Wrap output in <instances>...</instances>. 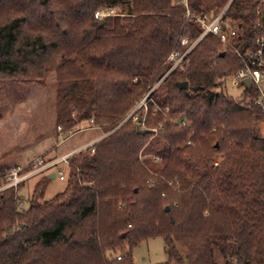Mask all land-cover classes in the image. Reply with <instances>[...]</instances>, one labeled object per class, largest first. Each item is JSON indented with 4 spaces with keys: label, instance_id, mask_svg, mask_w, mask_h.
<instances>
[{
    "label": "trees",
    "instance_id": "trees-1",
    "mask_svg": "<svg viewBox=\"0 0 264 264\" xmlns=\"http://www.w3.org/2000/svg\"><path fill=\"white\" fill-rule=\"evenodd\" d=\"M229 1L190 0L196 14ZM100 9L121 13L97 20ZM225 19L242 54L264 39V0H234ZM200 33L174 0H0V76L43 87L55 73L62 133L93 121L109 134L70 158L51 200L39 202L50 176L22 203L25 185L3 194L0 264H134L155 238L165 264H216V250L225 264H264V111L253 89L247 104L217 91L240 57L208 35L163 79L180 39Z\"/></svg>",
    "mask_w": 264,
    "mask_h": 264
},
{
    "label": "rangeland",
    "instance_id": "rangeland-1",
    "mask_svg": "<svg viewBox=\"0 0 264 264\" xmlns=\"http://www.w3.org/2000/svg\"><path fill=\"white\" fill-rule=\"evenodd\" d=\"M120 13L121 11L116 9V15ZM227 77L217 81L219 84L217 91L223 92L236 102L249 103L250 100L244 94V90L231 87L226 80ZM158 84L159 82L154 88ZM262 85L264 87V83ZM150 92L143 95L129 115L135 114L144 103L147 104L149 100L145 102L144 100ZM86 127L87 124L82 123L73 130L76 131L73 135L58 132L55 73L47 77L43 87L27 85L19 80L0 76V169L24 165V161H30L48 153L63 154L93 141L96 137L107 135L100 129L86 130ZM80 128L84 130L78 132ZM258 129L263 134L264 123H261ZM222 160L223 158L218 157L215 161L220 163ZM65 176V181L57 178L49 183L43 199L39 200L40 203L51 200L66 189L68 178L67 174ZM39 181V177L30 180L21 191V195L27 200L33 197ZM28 205L26 202L25 208H28ZM119 251L111 253L110 259L117 258L118 260V257H121ZM132 257L134 264H165L168 262L166 245L162 238L141 243L132 250ZM215 262L225 264L218 250L215 251Z\"/></svg>",
    "mask_w": 264,
    "mask_h": 264
},
{
    "label": "built area",
    "instance_id": "built-area-1",
    "mask_svg": "<svg viewBox=\"0 0 264 264\" xmlns=\"http://www.w3.org/2000/svg\"><path fill=\"white\" fill-rule=\"evenodd\" d=\"M233 1L234 0H230L226 7L220 13H216L215 9H209L202 14H196L191 6L190 0H174L177 5L183 8L185 14V22L194 23V25L199 29L201 33L199 37L194 41H191L189 36H184L180 39L179 47L174 49L168 57L167 62L170 65V68L165 77L176 70L184 72L186 70V66L189 62V56L192 51L206 36L213 35L219 39L225 49L235 52L236 55L240 57L243 63V68L227 77L226 80L230 83V86L233 88H242L245 92L246 90L250 89H248L244 85V81L249 80L251 82V90L253 89L257 94V97L253 99L252 103L256 106L261 107L264 111V87L262 85L264 83V39H257L255 49L253 51H248L245 54H242L234 47L231 39L236 37V31L228 24V21L225 19V15L231 7ZM114 15H116V9H100L96 11L95 18L97 20H101L103 18ZM224 27L227 28V31L223 30ZM163 79L161 80V82L163 81ZM161 82H159L158 86L161 84ZM156 88H154L146 96L144 102L146 100H149L150 94ZM143 106H146L145 103L143 104ZM133 115L134 114L129 115L125 121H127ZM134 120H137V117H135ZM183 126L188 127V125H186L185 123H183ZM85 129L87 130L99 128L94 125L93 121H90ZM83 130V128H80L78 132H81ZM58 132L62 133L61 127H58ZM75 132L76 131L72 130L68 132V134L73 135L75 134ZM107 136H109V134L99 137L89 145L82 146L75 151L66 153L61 156H41L25 165H17L2 169L0 171V199L3 197V194L6 191L14 190L18 192L21 185H26L30 180L37 177L43 178L54 174V179L58 178L60 181H65V174H67L70 158L88 149H90L91 152L94 153V145L102 141ZM190 143L191 142H188V144ZM218 164L219 163L217 162L215 163L216 166ZM20 196V202L22 203L25 198L22 195ZM120 259L121 257H118V260Z\"/></svg>",
    "mask_w": 264,
    "mask_h": 264
},
{
    "label": "water",
    "instance_id": "water-1",
    "mask_svg": "<svg viewBox=\"0 0 264 264\" xmlns=\"http://www.w3.org/2000/svg\"><path fill=\"white\" fill-rule=\"evenodd\" d=\"M222 56H224V53L222 54ZM244 85L248 89H251V82L249 80H245ZM177 86L181 90H188V88H189V84L187 82L179 83ZM137 122H138V124H140L142 122V118L138 117ZM154 132L155 131H153V130L140 129L139 127L137 128V133L140 135L153 134ZM50 178L53 180L55 178L54 174H52L50 176ZM168 211H169V207L166 208V212H168Z\"/></svg>",
    "mask_w": 264,
    "mask_h": 264
},
{
    "label": "crops",
    "instance_id": "crops-1",
    "mask_svg": "<svg viewBox=\"0 0 264 264\" xmlns=\"http://www.w3.org/2000/svg\"><path fill=\"white\" fill-rule=\"evenodd\" d=\"M81 126V125H80ZM87 126H88V124H87ZM78 127V126H77ZM76 127V128H77ZM99 137H96L93 141H91V142H88V143H86L85 145H89V144H91V143H93L96 139H98ZM85 145H83V146H85ZM82 147V146H81ZM78 148H80V147H78ZM78 148H76V149H78ZM76 149H74V150H71V151H68V152H66V153H69V152H72V151H75ZM66 153H63V154H57V153H55V155H52V153H48V154H46V155H41V156H45V157H56V156H61V155H64V154H66ZM41 156H38V157H41ZM38 157H36V158H38ZM36 158H34V159H36ZM28 159V158H27ZM34 159H32V160H26V161H24L25 163H24V165L25 164H27V163H29V162H31V161H33ZM25 187V186H24ZM23 187V188H24ZM23 190V189H22Z\"/></svg>",
    "mask_w": 264,
    "mask_h": 264
}]
</instances>
